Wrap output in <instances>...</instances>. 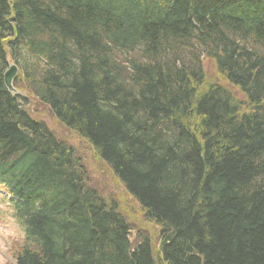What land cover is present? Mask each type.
Returning a JSON list of instances; mask_svg holds the SVG:
<instances>
[{
    "label": "trees",
    "instance_id": "1",
    "mask_svg": "<svg viewBox=\"0 0 264 264\" xmlns=\"http://www.w3.org/2000/svg\"><path fill=\"white\" fill-rule=\"evenodd\" d=\"M0 190L14 264H264V0H0Z\"/></svg>",
    "mask_w": 264,
    "mask_h": 264
},
{
    "label": "rangeland",
    "instance_id": "2",
    "mask_svg": "<svg viewBox=\"0 0 264 264\" xmlns=\"http://www.w3.org/2000/svg\"><path fill=\"white\" fill-rule=\"evenodd\" d=\"M10 63L12 64V62ZM205 66L207 68V72L211 70V73H213L214 69H212L210 64ZM212 77L214 78L215 76ZM16 92L25 96V94L19 90H16ZM37 106L39 105L33 101L31 109L34 116L39 119H45L50 127L55 128L53 122L48 119L42 110ZM61 134H64L65 137L69 139L70 143L79 150L78 154L80 155V158H82L83 155L86 157L84 160V165L87 168L89 176L92 177L94 181V187L100 190L104 199L107 201L120 203L128 210V198L125 196L123 188L119 183H117L116 180L113 179L106 167L100 165V162L94 158L93 152L90 150L89 146L83 142H80V140L71 134L66 133V130L64 129L61 131ZM135 213L137 215L139 214L137 209H135ZM22 239V228L10 216L7 205L2 204V200L0 198V264H14L11 248L13 247V244L21 241Z\"/></svg>",
    "mask_w": 264,
    "mask_h": 264
},
{
    "label": "water",
    "instance_id": "3",
    "mask_svg": "<svg viewBox=\"0 0 264 264\" xmlns=\"http://www.w3.org/2000/svg\"><path fill=\"white\" fill-rule=\"evenodd\" d=\"M17 74L18 68L15 65H11L4 75V83L10 93H15V89L13 88V81L16 78ZM26 134L29 135V132L26 131Z\"/></svg>",
    "mask_w": 264,
    "mask_h": 264
},
{
    "label": "bare ground",
    "instance_id": "4",
    "mask_svg": "<svg viewBox=\"0 0 264 264\" xmlns=\"http://www.w3.org/2000/svg\"><path fill=\"white\" fill-rule=\"evenodd\" d=\"M9 66H10V64H9ZM9 66H8V67H9Z\"/></svg>",
    "mask_w": 264,
    "mask_h": 264
}]
</instances>
